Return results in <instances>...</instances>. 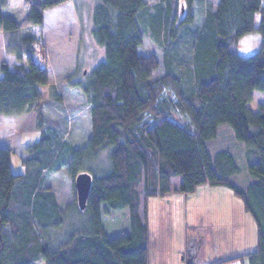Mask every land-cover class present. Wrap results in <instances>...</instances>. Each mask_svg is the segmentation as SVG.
<instances>
[{"label": "trees", "instance_id": "16d2710c", "mask_svg": "<svg viewBox=\"0 0 264 264\" xmlns=\"http://www.w3.org/2000/svg\"><path fill=\"white\" fill-rule=\"evenodd\" d=\"M67 1L22 0L27 14L18 24L2 15L8 1L0 0V31L19 35L27 66L10 70L0 64V115L18 116L39 104V86L48 74L35 61L30 30L43 23L46 9ZM193 7L201 22L185 43ZM139 22L161 48L165 71L155 79L161 62L153 53L137 52L143 40ZM92 23L104 59L84 87L90 133L60 165L72 183V203L60 207L44 182L61 169L57 160L66 143L58 131L49 128L29 146L19 174L11 170L9 149L0 147V264H149L148 201L166 196L177 178L183 194L203 185L229 189L255 224L254 251L208 264H264V0H98ZM21 28L28 31L21 35ZM254 32L260 36L257 50L239 56V40ZM254 92L263 99L251 109ZM224 123L246 150L251 180L245 189L233 181L240 172L233 154L208 151ZM104 150L108 164L99 167L95 161ZM80 173L92 177L83 210L74 184ZM107 208L127 209V233L106 234L101 213ZM75 214L84 215L83 224L50 233Z\"/></svg>", "mask_w": 264, "mask_h": 264}, {"label": "rangeland", "instance_id": "374dc122", "mask_svg": "<svg viewBox=\"0 0 264 264\" xmlns=\"http://www.w3.org/2000/svg\"><path fill=\"white\" fill-rule=\"evenodd\" d=\"M7 1L8 6L2 10V15L14 19L18 24L22 23L27 14L22 0ZM144 1L154 4L157 0ZM97 2L68 0L47 9L43 24L31 27V34L36 38L34 58L47 69L48 81L39 86L41 100L37 106L14 117L0 115V147L9 149L10 167L14 174L23 172L21 159L29 153V146L38 142L41 133L46 134L49 128L58 131L61 141L66 143L62 156L57 160L58 167L63 160L67 161L70 147L79 149L85 145L90 133V120L84 87L87 75L104 59L103 48L94 42L91 34L92 11ZM192 14L195 18L187 28L188 32L184 33L185 43L189 40L188 34L193 32L191 30H195L201 22V14L195 7ZM258 22L259 14L256 13L255 24ZM139 24L143 30V40L137 52L144 55L153 53L161 62L160 67L153 71L152 79H155L165 71L161 48L152 39L148 28ZM27 31V28H21L20 34ZM4 38L0 34V64L4 61L9 67H27L17 49V36L14 35L11 40ZM13 41H16V46H13ZM259 41L257 33L248 34L239 40L235 52L242 57L250 56L257 50ZM182 55L180 51L178 56ZM256 100L257 97L250 103L251 109L256 108ZM207 147L210 154L218 150H228L233 154L240 168L233 181L245 189L251 180L246 166L247 154L243 144L235 140L231 127L226 123L219 125L217 136ZM106 156L107 151H102L95 164L107 166ZM60 168L55 173L46 174L44 182L51 188L60 207L65 208L73 200L72 183L65 168ZM178 181V178L173 180L174 187L166 196L148 201L149 264H185L182 257L185 256V242L189 236L203 240L194 259L195 264L220 262L254 251L255 224L243 211L241 201L229 189L203 185L194 193L183 194L176 189ZM82 214L68 216V224L66 222L62 228L50 233L63 234L70 230V224H83L85 218ZM101 225L109 237L127 233V209L107 208V213H101ZM50 233L49 236H53Z\"/></svg>", "mask_w": 264, "mask_h": 264}, {"label": "water", "instance_id": "95a60500", "mask_svg": "<svg viewBox=\"0 0 264 264\" xmlns=\"http://www.w3.org/2000/svg\"><path fill=\"white\" fill-rule=\"evenodd\" d=\"M92 177L88 173H80L76 176L74 184L76 189V198L80 210L85 208L87 196L91 188ZM202 238L195 236H189L185 242V256L182 257L185 260V264H191V262L197 256L199 247L202 245Z\"/></svg>", "mask_w": 264, "mask_h": 264}, {"label": "crops", "instance_id": "0c3cea01", "mask_svg": "<svg viewBox=\"0 0 264 264\" xmlns=\"http://www.w3.org/2000/svg\"><path fill=\"white\" fill-rule=\"evenodd\" d=\"M52 8H53V7H52ZM46 10H47V9H46ZM46 10H45L44 13H43V22L45 21V20H44V14H46V13H45ZM42 24H43V23H42ZM0 34H2L3 37H5L4 39L8 38V40H11L12 37L14 38V35H16V36H17V49H18V41H19V35H18V34L13 33V34H11V35H7V34H4L2 31H0ZM34 39H36V38L34 37ZM5 44H6V46H7V42H6ZM12 44H13V46H16V41H13ZM10 50H11V45H10ZM13 67H14V66H13ZM13 67H12V66L9 67L10 70H12ZM256 97H257V100L255 101V106H256L258 103H260V102L262 101V99H263V96H262V94H261L260 92H254V94H253V100H255ZM237 263H238V262H237ZM202 264H206V263H202ZM232 264H234V263H232ZM238 264H239V263H238Z\"/></svg>", "mask_w": 264, "mask_h": 264}]
</instances>
